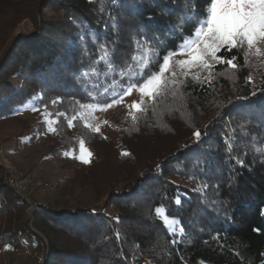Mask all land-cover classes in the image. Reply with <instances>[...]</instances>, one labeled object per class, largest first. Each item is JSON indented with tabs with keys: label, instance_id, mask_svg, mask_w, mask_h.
Returning <instances> with one entry per match:
<instances>
[{
	"label": "trees",
	"instance_id": "1",
	"mask_svg": "<svg viewBox=\"0 0 264 264\" xmlns=\"http://www.w3.org/2000/svg\"><path fill=\"white\" fill-rule=\"evenodd\" d=\"M204 9L205 0H0V19L9 12L34 28L6 48L9 32L0 33V121L27 107L48 114L47 154L70 155L69 181L107 192L104 207L116 212L36 204L32 228L44 242L0 166V249L15 253L30 234L41 264H260L264 54L245 45L224 55H236L235 67L174 71L164 80L175 89L145 97L115 145L80 117L177 53L208 19ZM81 146L92 149L85 166H77Z\"/></svg>",
	"mask_w": 264,
	"mask_h": 264
},
{
	"label": "rangeland",
	"instance_id": "2",
	"mask_svg": "<svg viewBox=\"0 0 264 264\" xmlns=\"http://www.w3.org/2000/svg\"><path fill=\"white\" fill-rule=\"evenodd\" d=\"M8 13H5L0 19V33L9 32V36L3 44L4 48L7 47L11 39L30 35L34 30L29 20L16 22V20H10L13 15ZM208 19H210V13ZM13 25L14 27H11ZM203 31H206V28ZM203 31L199 36L194 35L186 40L175 55L169 56V71L159 74L161 81L176 70L202 67L200 63L202 54L199 49L192 53V49L196 48L197 43L208 42L203 36ZM249 49L258 55H263L264 38L254 42ZM180 61L188 63L181 67ZM145 97L140 90L133 89L131 94L124 95L118 99V102L111 103V107H89L80 117L86 126L101 133L115 145L119 127L128 118L133 117ZM134 104L138 107H134ZM41 122L45 123V132L37 134L35 141L28 143L32 130H35V126ZM53 131V121L49 115L31 107L19 111L16 119L0 121V166L7 175L13 194L26 204L25 212L29 218L27 227L31 232L38 234L44 242H46L44 237L32 228L36 204L49 201L67 204L69 208L88 206L92 210L102 211L108 216L116 215L113 207H104L107 192H95L91 188L81 190L76 184L69 181L71 173L63 167V164L70 158V155L51 157L47 154L51 144L49 138ZM91 156L92 149L81 146L77 157V166H85ZM84 160L88 162L85 163ZM97 172L102 176L99 170ZM24 180H29L32 184L26 185ZM157 215L163 222L166 218L170 227H173L174 221L169 220L164 211H160ZM32 243V236L28 234L17 252L7 253L4 249H0V264H41L43 259L35 254Z\"/></svg>",
	"mask_w": 264,
	"mask_h": 264
},
{
	"label": "snow or ice",
	"instance_id": "3",
	"mask_svg": "<svg viewBox=\"0 0 264 264\" xmlns=\"http://www.w3.org/2000/svg\"><path fill=\"white\" fill-rule=\"evenodd\" d=\"M210 13V19H205L201 22L200 28L194 33L199 36L203 31V36L208 42L197 43L196 48L192 49V53H195L199 49L202 54L200 57L201 65L209 69L213 65L220 64H233V61L237 59L236 55H233L231 59L225 60L224 55L231 52L233 49L242 48L247 45L251 48L254 42L260 38H264V0H205L204 16L207 17ZM149 21L154 17L148 16ZM176 50L172 49L168 53H165L160 63L156 65L155 72L143 73L146 79L141 82V74L134 73L136 77L128 82L127 87L122 90L120 97L131 94L133 89H138L146 97L152 98L161 94L167 93L172 89H175L176 84L173 82L172 88H169V82L167 80L161 81L159 74L169 71V56L175 55ZM191 54V53H190ZM135 59V57H133ZM187 61H180L179 64L183 67ZM143 71V70H142ZM123 75V73L121 74ZM175 75V73H173ZM250 79V78H249ZM174 94V93H173ZM255 93H253L254 95ZM118 100L113 98V103ZM111 107V104H107ZM138 107V105H133ZM71 123V122H70ZM198 138L201 135L199 131L195 133ZM83 159V157H81ZM87 163V160H84ZM243 165V162H240ZM207 187V185H205ZM179 203V198H177ZM160 208L156 209L159 213ZM165 225L169 226L168 220L165 218ZM264 257V253L260 254ZM260 264H264V259H261Z\"/></svg>",
	"mask_w": 264,
	"mask_h": 264
},
{
	"label": "built area",
	"instance_id": "4",
	"mask_svg": "<svg viewBox=\"0 0 264 264\" xmlns=\"http://www.w3.org/2000/svg\"><path fill=\"white\" fill-rule=\"evenodd\" d=\"M24 181H25V184H26V185H31V184H32V182L29 181V180H24Z\"/></svg>",
	"mask_w": 264,
	"mask_h": 264
}]
</instances>
